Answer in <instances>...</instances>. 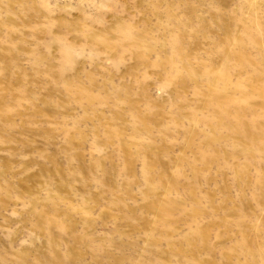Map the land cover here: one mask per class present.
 <instances>
[{"label":"rangeland","instance_id":"rangeland-1","mask_svg":"<svg viewBox=\"0 0 264 264\" xmlns=\"http://www.w3.org/2000/svg\"><path fill=\"white\" fill-rule=\"evenodd\" d=\"M0 264H264V0H0Z\"/></svg>","mask_w":264,"mask_h":264}]
</instances>
